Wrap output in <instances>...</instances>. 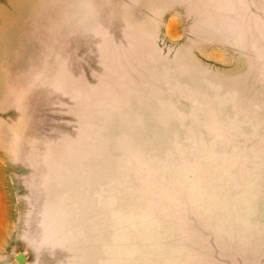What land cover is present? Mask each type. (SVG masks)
<instances>
[{"label":"rangeland","instance_id":"374dc122","mask_svg":"<svg viewBox=\"0 0 264 264\" xmlns=\"http://www.w3.org/2000/svg\"><path fill=\"white\" fill-rule=\"evenodd\" d=\"M0 264H264V0H0Z\"/></svg>","mask_w":264,"mask_h":264},{"label":"water","instance_id":"95a60500","mask_svg":"<svg viewBox=\"0 0 264 264\" xmlns=\"http://www.w3.org/2000/svg\"><path fill=\"white\" fill-rule=\"evenodd\" d=\"M16 260L18 262H24L25 261V258H24V256L22 254H19L18 256H16Z\"/></svg>","mask_w":264,"mask_h":264}]
</instances>
